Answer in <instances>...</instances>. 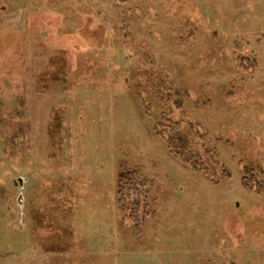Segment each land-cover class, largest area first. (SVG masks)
Listing matches in <instances>:
<instances>
[{"label": "rangeland", "instance_id": "374dc122", "mask_svg": "<svg viewBox=\"0 0 264 264\" xmlns=\"http://www.w3.org/2000/svg\"><path fill=\"white\" fill-rule=\"evenodd\" d=\"M171 111L216 181L171 153ZM125 168L148 179L141 237L116 203ZM249 173L264 0H0V264H264Z\"/></svg>", "mask_w": 264, "mask_h": 264}, {"label": "trees", "instance_id": "16d2710c", "mask_svg": "<svg viewBox=\"0 0 264 264\" xmlns=\"http://www.w3.org/2000/svg\"><path fill=\"white\" fill-rule=\"evenodd\" d=\"M162 92L167 90H161ZM175 109L183 106L178 100L173 103ZM165 112H162L160 121L157 122V129L165 139L171 153L181 161L189 163L193 168H199L216 181L209 172V159L219 161L211 148L203 151L198 147L194 136L200 133L197 124H181L182 120L174 122L166 120ZM166 121V123L163 122ZM169 122V123H167ZM148 179L140 170L134 168L120 169L117 174L116 200L123 217L128 218L138 236H143V225L150 215V203L146 199ZM243 185L250 191L264 192V178L257 173L245 174L242 178Z\"/></svg>", "mask_w": 264, "mask_h": 264}, {"label": "flooded vegetation", "instance_id": "af4514ba", "mask_svg": "<svg viewBox=\"0 0 264 264\" xmlns=\"http://www.w3.org/2000/svg\"><path fill=\"white\" fill-rule=\"evenodd\" d=\"M155 83H157V82H155ZM143 84H145V82H143ZM141 87H142V83H141ZM143 87H145L144 85H143ZM155 87H157V86H155ZM159 88V90H162V88L161 87H158ZM157 88V89H158ZM143 91H144V89H143ZM145 93V97H146V101H148V104H149V106H152V104H151V102H150V100L147 98V93H146V91H144ZM161 99V98H160ZM172 107H173V103H172ZM166 117H167V120H171V121H174V122H178L179 123V121H181L182 120V123H180V125L181 124H183V125H185V124H189L190 122H186L183 118H180V116L178 115V117H177V115L175 114V112H170V113H167L166 114ZM186 122V123H185ZM193 126V125H192ZM197 126H198V124H197ZM200 131V130H199ZM116 189H117V177H116ZM66 191V190H65ZM64 191V192H65ZM64 192H62V194H63V196H64ZM145 196H146V193H145ZM116 203H117V200H116ZM117 207H118V210L120 211V209H119V206H118V203H117ZM120 214H121V216L123 217V213L120 211ZM123 218H125V217H123ZM126 219H128V218H126ZM128 221H129V223L132 225V223H131V221L128 219Z\"/></svg>", "mask_w": 264, "mask_h": 264}, {"label": "water", "instance_id": "95a60500", "mask_svg": "<svg viewBox=\"0 0 264 264\" xmlns=\"http://www.w3.org/2000/svg\"><path fill=\"white\" fill-rule=\"evenodd\" d=\"M20 182L22 183V181H20ZM21 183H20V184H21ZM21 196H22V195H21ZM21 196H20V198H21Z\"/></svg>", "mask_w": 264, "mask_h": 264}]
</instances>
